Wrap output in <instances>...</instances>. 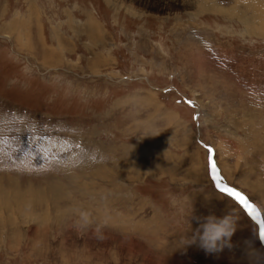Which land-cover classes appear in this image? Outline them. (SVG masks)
I'll return each mask as SVG.
<instances>
[{
	"label": "rangeland",
	"instance_id": "1",
	"mask_svg": "<svg viewBox=\"0 0 264 264\" xmlns=\"http://www.w3.org/2000/svg\"><path fill=\"white\" fill-rule=\"evenodd\" d=\"M209 155L264 222V0H0V264H264Z\"/></svg>",
	"mask_w": 264,
	"mask_h": 264
},
{
	"label": "clouds",
	"instance_id": "2",
	"mask_svg": "<svg viewBox=\"0 0 264 264\" xmlns=\"http://www.w3.org/2000/svg\"><path fill=\"white\" fill-rule=\"evenodd\" d=\"M200 221V227L197 228L191 237L184 235L181 238L180 246L197 244L207 254L222 252L225 248H232L231 238L237 230L239 217L233 211H230L223 217L208 215L203 218L197 217ZM259 237L264 243V237L260 235V227L258 228ZM257 252L250 253V258L256 262Z\"/></svg>",
	"mask_w": 264,
	"mask_h": 264
},
{
	"label": "snow or ice",
	"instance_id": "3",
	"mask_svg": "<svg viewBox=\"0 0 264 264\" xmlns=\"http://www.w3.org/2000/svg\"><path fill=\"white\" fill-rule=\"evenodd\" d=\"M212 170H213V178L215 180H217L216 187L218 189H220L221 192H226L230 197H234L235 200L238 201L240 205H243V207L249 211L250 215H253V217H255L256 213H255L254 205L249 203V201L247 200V198L244 195H242L240 192L236 191L233 188H229L226 185H222L219 182L220 178L216 174L217 170H216L215 163L212 164ZM260 235L262 237H264V222H261V224H260Z\"/></svg>",
	"mask_w": 264,
	"mask_h": 264
},
{
	"label": "crops",
	"instance_id": "4",
	"mask_svg": "<svg viewBox=\"0 0 264 264\" xmlns=\"http://www.w3.org/2000/svg\"><path fill=\"white\" fill-rule=\"evenodd\" d=\"M178 160H180V159H177V161ZM177 165V164H176ZM178 169V170H177ZM182 169L183 170H185V172H184V174H186V175H188V176H182V175H180V176H178L177 175V178H179V177H181V178H183V179H189V180H192L193 179V171H192V167H191V161H190V159H184V164H183V167L182 168H176V170H177V172H180V171H182ZM182 173V172H181ZM175 176H173V178H174ZM246 177V176H245ZM193 185V184H192ZM190 188H191V190H190ZM194 188H196L195 186H191V187H189V190L190 191H192V190H194ZM196 191H197V193H200L199 191H198V189H195ZM197 198H203V197H200V195H198L197 196ZM195 202V200H193L192 201V203H194ZM203 202H202V200H200V204H202ZM210 206V208H212V206L211 205H209ZM195 210V213H199V208H197V209H194ZM216 211H219L218 210V208H216ZM218 213V212H217Z\"/></svg>",
	"mask_w": 264,
	"mask_h": 264
},
{
	"label": "water",
	"instance_id": "5",
	"mask_svg": "<svg viewBox=\"0 0 264 264\" xmlns=\"http://www.w3.org/2000/svg\"><path fill=\"white\" fill-rule=\"evenodd\" d=\"M208 162L210 163V165H208V173H209V176L211 177V179H212V182H213V184L216 186V184H217V180H215L214 178H213V170H212V158L210 157V155H209V157H208ZM219 182L222 184V185H226L223 181H221L220 179H219ZM227 186V185H226ZM228 187V186H227ZM233 189H235V188H233ZM236 191H238L237 189H235ZM238 192H240V191H238ZM241 193V192H240ZM242 194V193H241ZM243 195V194H242ZM242 207H243V205H242ZM243 209L245 210V212L253 219V220H255L256 222H257V225L260 227V224H261V222H263V219L261 220V217L260 216H258L257 215V213H256V211H255V213H256V215H255V217H253V215H250L249 214V211L247 210V209H245L244 207H243ZM260 242H261V244L262 245H264V243H262V241H261V239H260Z\"/></svg>",
	"mask_w": 264,
	"mask_h": 264
},
{
	"label": "bare ground",
	"instance_id": "6",
	"mask_svg": "<svg viewBox=\"0 0 264 264\" xmlns=\"http://www.w3.org/2000/svg\"><path fill=\"white\" fill-rule=\"evenodd\" d=\"M111 3V2H110ZM196 5V4H195ZM197 6V5H196ZM198 7H203V8H205V5L203 4V3H199V6ZM219 10H221L222 11V9H219ZM235 10V9H234ZM236 11V10H235ZM238 11H236V13H237ZM242 12V11H241ZM239 14H240V12H238ZM237 13V14H238ZM245 14V13H244ZM238 17H240L239 15H238ZM97 25H95L93 22H88V25H87V29H88V35L89 34H91V35H95L96 34V32H97ZM100 33V32H99ZM97 164V163H96ZM58 186V185H57ZM229 188H231L230 186H228ZM53 188V187H52ZM54 191V190H53ZM226 193V192H225ZM227 194V193H226Z\"/></svg>",
	"mask_w": 264,
	"mask_h": 264
},
{
	"label": "built area",
	"instance_id": "7",
	"mask_svg": "<svg viewBox=\"0 0 264 264\" xmlns=\"http://www.w3.org/2000/svg\"><path fill=\"white\" fill-rule=\"evenodd\" d=\"M5 134V133H4ZM9 136H11L12 134L10 133V134H8ZM22 136H21V134H19V137L18 138H21ZM4 140H6V139H4ZM11 140H13V139H11ZM16 140V139H15ZM8 142H9V144L10 145H15V144H13V143H11L9 140H7ZM22 143H20L19 145H21Z\"/></svg>",
	"mask_w": 264,
	"mask_h": 264
}]
</instances>
